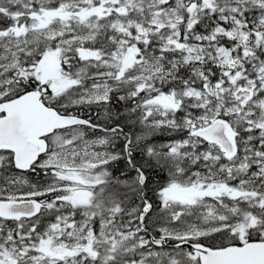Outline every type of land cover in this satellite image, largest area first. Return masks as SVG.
Here are the masks:
<instances>
[{
	"label": "snow or ice",
	"instance_id": "snow-or-ice-1",
	"mask_svg": "<svg viewBox=\"0 0 264 264\" xmlns=\"http://www.w3.org/2000/svg\"><path fill=\"white\" fill-rule=\"evenodd\" d=\"M0 264H264V0H0Z\"/></svg>",
	"mask_w": 264,
	"mask_h": 264
}]
</instances>
